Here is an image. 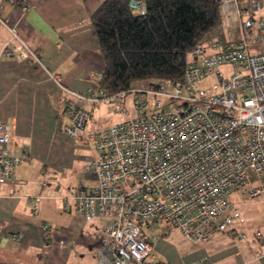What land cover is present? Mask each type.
<instances>
[{
  "label": "built area",
  "instance_id": "1",
  "mask_svg": "<svg viewBox=\"0 0 264 264\" xmlns=\"http://www.w3.org/2000/svg\"><path fill=\"white\" fill-rule=\"evenodd\" d=\"M217 1L232 3L239 17L264 8L263 0ZM14 5L22 12L29 7L26 0H0V22L10 31L0 51L38 60L6 21ZM223 65L229 66L228 74ZM51 76L67 93L69 122L63 131L70 137L87 125L90 103L113 104L116 113L128 115V92L134 102L131 117L88 131L96 155L86 158L84 168L95 182L62 196L66 208L74 200L77 215L100 220L101 243L94 250L100 264H153L140 221L174 226L192 241L208 243L217 231L246 221L229 197L232 190L264 201V18L255 31L233 40L196 42L183 77L174 81L144 80L108 94L98 82L80 92ZM10 129L0 120V183H8V194L18 165L28 158L26 151H15ZM262 217L263 227L251 234L259 244L264 242ZM233 237L239 242L249 234L240 230Z\"/></svg>",
  "mask_w": 264,
  "mask_h": 264
},
{
  "label": "crops",
  "instance_id": "2",
  "mask_svg": "<svg viewBox=\"0 0 264 264\" xmlns=\"http://www.w3.org/2000/svg\"><path fill=\"white\" fill-rule=\"evenodd\" d=\"M101 1L26 0V12L19 5L9 9L7 23L38 60L0 51V120L11 125L15 151L28 154L12 179L13 192L0 183V264H100L94 255L101 243L100 220L77 215L74 200L66 208L62 196L95 182L84 168L86 158L96 155L88 131L105 125L95 122L68 136L63 131L69 122L67 93L51 75L80 92L97 86L104 59L90 17ZM9 36L0 22V50ZM100 105L108 104H89L90 117L101 114ZM248 222L217 231L208 243L194 242L174 226L140 225L153 264H264V242L251 236L263 223ZM240 230L249 237L236 242L233 235Z\"/></svg>",
  "mask_w": 264,
  "mask_h": 264
},
{
  "label": "trees",
  "instance_id": "3",
  "mask_svg": "<svg viewBox=\"0 0 264 264\" xmlns=\"http://www.w3.org/2000/svg\"><path fill=\"white\" fill-rule=\"evenodd\" d=\"M102 0L90 20L104 59L98 87L183 77L189 50L222 22L217 0Z\"/></svg>",
  "mask_w": 264,
  "mask_h": 264
},
{
  "label": "rangeland",
  "instance_id": "4",
  "mask_svg": "<svg viewBox=\"0 0 264 264\" xmlns=\"http://www.w3.org/2000/svg\"><path fill=\"white\" fill-rule=\"evenodd\" d=\"M220 10L222 14V22L213 29L208 31V33L205 35V40H212V39H217L222 41L233 40L234 38L240 37L242 33L247 34L253 32L257 25L258 20L264 18V8L260 11L243 13L241 17L237 16L235 12V8L230 4H220ZM134 11L138 12L140 11V8L138 6H134ZM246 26H249V28H246ZM221 69L225 72V74H228L230 68L228 65H223L221 66ZM140 84H142V81L134 82L132 83V86L140 85ZM129 94L131 95V93L128 92L126 96L127 103H125V106L130 111V114L128 115L117 114L114 111L113 104L100 105L99 111L101 112V114L99 115V113L93 112L92 116L87 122V125L91 126L95 122L98 124L107 125L121 121L126 117H131V115H133L132 108L134 107V102L131 100L128 101V99L130 98ZM229 197L233 203L241 207L245 215V218L247 220V223H249L248 222L249 220H252V222L257 226L261 225L260 223L261 221L263 223L262 216L264 213V201L261 197H254V198L244 197L239 193L237 189L232 190L229 194ZM140 224L146 227L145 221H140Z\"/></svg>",
  "mask_w": 264,
  "mask_h": 264
},
{
  "label": "water",
  "instance_id": "5",
  "mask_svg": "<svg viewBox=\"0 0 264 264\" xmlns=\"http://www.w3.org/2000/svg\"><path fill=\"white\" fill-rule=\"evenodd\" d=\"M130 2H131V5L132 6H135L136 5L135 0H130Z\"/></svg>",
  "mask_w": 264,
  "mask_h": 264
}]
</instances>
